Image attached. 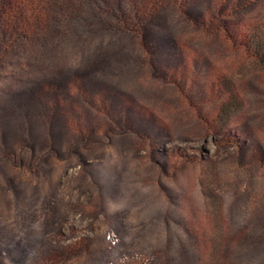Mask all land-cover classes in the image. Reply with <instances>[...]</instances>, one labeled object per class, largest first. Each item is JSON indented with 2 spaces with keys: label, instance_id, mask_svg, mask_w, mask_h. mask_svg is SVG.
<instances>
[{
  "label": "rangeland",
  "instance_id": "rangeland-1",
  "mask_svg": "<svg viewBox=\"0 0 264 264\" xmlns=\"http://www.w3.org/2000/svg\"><path fill=\"white\" fill-rule=\"evenodd\" d=\"M145 1L0 0V264H264V0Z\"/></svg>",
  "mask_w": 264,
  "mask_h": 264
},
{
  "label": "trees",
  "instance_id": "trees-1",
  "mask_svg": "<svg viewBox=\"0 0 264 264\" xmlns=\"http://www.w3.org/2000/svg\"><path fill=\"white\" fill-rule=\"evenodd\" d=\"M152 1L153 0H146L144 2L145 7H147L145 12L149 5H151L150 2ZM134 12L139 22L142 21V18H145L144 14L146 13H143V9L140 7L138 8L134 6ZM124 22H127V19L124 20ZM28 24V22H24L21 26L27 27ZM226 36L231 40L238 42L240 44L239 50L253 59L264 70V22L251 24L239 31L227 27ZM224 89H227L224 92V98L219 104L218 110L211 120L212 125L217 128L230 125L237 118V113L242 108L241 100L237 99L229 85H225Z\"/></svg>",
  "mask_w": 264,
  "mask_h": 264
}]
</instances>
